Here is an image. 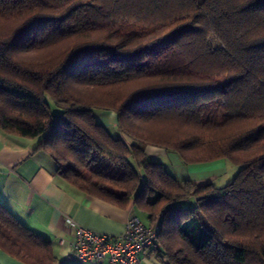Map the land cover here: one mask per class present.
I'll return each mask as SVG.
<instances>
[{
	"label": "trees",
	"instance_id": "trees-1",
	"mask_svg": "<svg viewBox=\"0 0 264 264\" xmlns=\"http://www.w3.org/2000/svg\"><path fill=\"white\" fill-rule=\"evenodd\" d=\"M0 127L37 138L78 190L147 214L165 264H264V0H0ZM147 145L240 169L222 187L179 180ZM0 248L62 264L2 203Z\"/></svg>",
	"mask_w": 264,
	"mask_h": 264
},
{
	"label": "crops",
	"instance_id": "crops-1",
	"mask_svg": "<svg viewBox=\"0 0 264 264\" xmlns=\"http://www.w3.org/2000/svg\"><path fill=\"white\" fill-rule=\"evenodd\" d=\"M98 113L101 125L108 129L116 127L113 111L99 110ZM37 141L25 134L5 132L0 127V203L31 230L47 237L58 262L66 264L75 233L66 219L113 237L121 234L127 218L138 210L132 203L121 208L65 182L56 175L52 158L36 148ZM161 149L147 145L145 151L149 157L152 152L159 154ZM139 256L141 264H165L153 246ZM0 264L25 263L0 248ZM76 264L101 263L79 261Z\"/></svg>",
	"mask_w": 264,
	"mask_h": 264
},
{
	"label": "built area",
	"instance_id": "built-area-1",
	"mask_svg": "<svg viewBox=\"0 0 264 264\" xmlns=\"http://www.w3.org/2000/svg\"><path fill=\"white\" fill-rule=\"evenodd\" d=\"M75 231L69 258L101 264H141L140 253L153 246L157 225L146 224L138 213H131L121 234L108 236L66 219ZM62 242V239L60 240Z\"/></svg>",
	"mask_w": 264,
	"mask_h": 264
},
{
	"label": "rangeland",
	"instance_id": "rangeland-1",
	"mask_svg": "<svg viewBox=\"0 0 264 264\" xmlns=\"http://www.w3.org/2000/svg\"><path fill=\"white\" fill-rule=\"evenodd\" d=\"M51 108L54 113H59V109L51 103ZM99 110H95L94 114L99 121ZM113 135H120L128 140L126 136L119 133L117 127L109 128ZM159 148V147H158ZM150 150V149H149ZM149 159L160 162L165 169L179 180L192 179L199 183L211 182L215 187H222L232 181L236 173L240 169V165L231 162L226 158H219L210 162L201 163H184L177 152L172 150L161 149L159 154L153 152L149 154ZM178 204L182 207H191L195 204V198L190 197L187 200L179 201ZM138 215L144 223H148L147 214L138 210ZM79 261L68 260L66 264H76Z\"/></svg>",
	"mask_w": 264,
	"mask_h": 264
}]
</instances>
